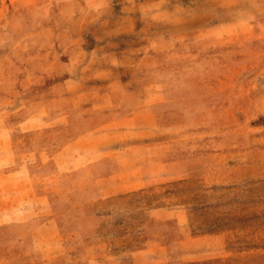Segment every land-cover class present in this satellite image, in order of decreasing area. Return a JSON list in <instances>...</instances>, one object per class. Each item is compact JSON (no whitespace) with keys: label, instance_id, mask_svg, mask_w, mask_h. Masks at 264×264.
<instances>
[{"label":"rangeland","instance_id":"1","mask_svg":"<svg viewBox=\"0 0 264 264\" xmlns=\"http://www.w3.org/2000/svg\"><path fill=\"white\" fill-rule=\"evenodd\" d=\"M64 33L105 66L144 59V86L162 92L153 143L179 163L178 180L107 201L53 181L70 228L52 264H133L158 206L175 217L147 226L174 242L166 264H264V0H0V107L21 105L24 73L63 74L50 45Z\"/></svg>","mask_w":264,"mask_h":264},{"label":"crops","instance_id":"2","mask_svg":"<svg viewBox=\"0 0 264 264\" xmlns=\"http://www.w3.org/2000/svg\"><path fill=\"white\" fill-rule=\"evenodd\" d=\"M54 37L61 47L50 48L67 52L63 74L47 70L37 79L24 73L20 80L30 89L21 105L15 99L0 107V264H52L64 255L70 219L66 204L55 209L52 202L55 180H64L63 192L81 182V191L97 201L178 180L171 168L179 162L163 163V141L152 140L159 131L153 106L162 92L144 86V59L121 68L114 53L109 67L81 45L80 52L75 40H67L71 33ZM41 79L48 81L46 92ZM169 211L156 207L149 223L173 220ZM149 223L142 230L144 248L129 259L166 264L174 242L163 241L159 226L147 230Z\"/></svg>","mask_w":264,"mask_h":264},{"label":"trees","instance_id":"3","mask_svg":"<svg viewBox=\"0 0 264 264\" xmlns=\"http://www.w3.org/2000/svg\"><path fill=\"white\" fill-rule=\"evenodd\" d=\"M168 231H169V230H168ZM168 231L165 233V235H168V234H170Z\"/></svg>","mask_w":264,"mask_h":264}]
</instances>
